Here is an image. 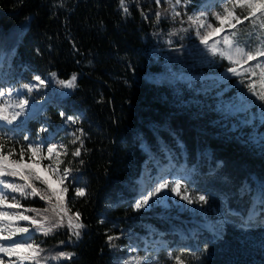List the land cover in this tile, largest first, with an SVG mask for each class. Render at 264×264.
<instances>
[{
  "label": "trees",
  "instance_id": "trees-1",
  "mask_svg": "<svg viewBox=\"0 0 264 264\" xmlns=\"http://www.w3.org/2000/svg\"><path fill=\"white\" fill-rule=\"evenodd\" d=\"M126 6L127 13L120 0H0L5 86L38 83L36 75L47 85L30 94L29 103L43 102L17 139L34 138L45 125L41 138L67 143L61 167L79 169L66 182L65 200L69 214L79 211L86 225L81 237L69 239L64 227L33 239L42 242L43 256L75 253L48 264H122L137 254L174 264L169 252L184 253L186 264H264L261 102L246 78L241 84L242 77L226 71L228 61L201 52L194 34L170 35L188 26L179 23L185 9L177 8L176 21L170 13L157 21L165 0H126ZM74 73L75 88L56 82ZM81 129V156L73 157L80 147L71 143L73 133ZM147 175L151 182L180 177L190 195L208 202L136 210L141 190L151 185ZM77 188L86 195L77 196ZM21 203L46 207L39 197ZM109 235L119 237L117 249L109 247Z\"/></svg>",
  "mask_w": 264,
  "mask_h": 264
},
{
  "label": "snow or ice",
  "instance_id": "snow-or-ice-1",
  "mask_svg": "<svg viewBox=\"0 0 264 264\" xmlns=\"http://www.w3.org/2000/svg\"><path fill=\"white\" fill-rule=\"evenodd\" d=\"M155 2L160 5L161 0ZM165 3L167 7L155 13L157 21L166 18L169 13L173 21L178 20L181 12L177 8L182 7L185 9L183 16L186 21L179 19V23L188 25L173 29L170 35L181 32L194 34L199 40V46H202V53L228 61L231 66L226 71L242 77L241 84L245 83V78L248 80V92L261 102V108L264 109V0H200L195 6L193 0H165ZM120 5L127 13L126 0H120ZM189 7H192L191 13L187 11ZM210 62L214 63V60ZM3 68V57L0 56V264H48L49 259L71 260L75 256L74 252L57 251L51 257L43 256L45 249L41 247L42 242L33 239V235L38 232L49 236L66 227L71 232L69 239L75 237L78 240L81 237L86 225L81 222L79 211L69 214L70 209L65 200V193L68 191L65 181L79 169L60 167L64 164L62 157L68 155L67 146L41 138L40 133L48 131L44 127L39 129L34 138L24 134L21 139H17V133L21 130L27 132L25 125L33 112L29 103L30 94L34 89L47 85L44 79L36 75L32 79L38 83L21 84L19 89L14 86L6 87L10 83L9 73H5ZM50 75L55 77L56 73ZM253 77H258L259 91L256 88L257 80H253ZM76 81L77 75L74 73L70 79L57 82L61 87L71 89L77 86ZM25 89L27 91L23 92ZM22 96L25 98H20ZM13 97L16 99L13 100ZM60 115L64 116V113L61 112ZM67 120L74 122L75 118L69 116ZM79 131L81 135L73 133L75 138L71 141L72 144L77 141L80 143V147L71 153L73 157H80L83 148V130ZM169 159L171 163V158ZM44 161L47 163H43ZM158 180L160 182L153 191L145 195L141 190V198L134 204L136 210L149 206L153 197L157 198L156 202H160L165 197L158 194L168 189L189 204L203 205L208 202V197L203 194L189 195L181 178L171 183L163 176L158 177ZM54 183L62 187H53ZM76 195L85 196V189L77 188ZM35 197L44 201L46 207H25L21 203V200L27 201ZM118 239V236L109 235V247L117 249L114 241ZM59 243L64 244V241ZM128 251L135 253L137 249L129 246ZM184 255L180 253L173 256L169 252L174 264H186ZM154 262L159 264L158 258L151 254H137L130 255L122 264Z\"/></svg>",
  "mask_w": 264,
  "mask_h": 264
},
{
  "label": "rangeland",
  "instance_id": "rangeland-1",
  "mask_svg": "<svg viewBox=\"0 0 264 264\" xmlns=\"http://www.w3.org/2000/svg\"><path fill=\"white\" fill-rule=\"evenodd\" d=\"M215 10H217V9H213V11H215ZM250 63H254V62H250ZM44 80L46 81V78H44ZM58 81V80H57ZM56 81V82H57ZM257 83H259V82H257ZM46 98H48V96H46ZM42 102L43 101H40L39 103H30V106L33 108V109H36V108H39L41 105H42ZM261 118H264V116L263 115H261ZM251 119L253 120V117L251 116ZM44 128H46L45 127V125H44ZM49 142H51V143H54V144H57V145H60V144H64V145H66L67 146V143H66V141L64 140V139H62V138H59V139H51ZM59 150V149H58ZM45 154H46V149H45ZM63 159H64V156L62 157ZM43 163H47V161H44ZM61 167V166H60ZM62 168V167H61ZM164 179H166L168 182H173L175 179H177V178H180V177H176V176H169V175H166L165 177H163ZM54 179V178H53ZM150 178L148 177V175L145 177V181H147V180H149ZM66 182H67V180L65 181V184H66ZM150 182H151V179H150ZM160 181L157 179H155L154 181H152L151 182V185L149 186V188L146 190V192L144 193L145 195L148 193V192H150V191H153L154 190V188L156 187V186H158V183H159ZM182 182H183V180H182ZM149 183V182H148ZM53 187H57V188H59V187H62L61 185H58V184H56V183H54L53 184ZM181 191L183 192V190L181 189ZM189 194V193H188ZM190 195V194H189ZM158 196H162V197H165L164 199H162L160 202H156V200H157V198L156 197H153L150 201H149V206H146L145 208H148V207H150V206H154V205H166V206H168V205H170V204H177V205H185V206H188L189 208H192V209H194L197 205H198V207H200V208H203V206L204 205H200L199 206V204H197V203H193V204H189L187 201H185V200H182L179 196H177V195H175V193H172L171 191H170V189H168V190H165L164 192H162V193H159L158 194ZM191 196H193V195H191ZM141 198V196L138 198V200Z\"/></svg>",
  "mask_w": 264,
  "mask_h": 264
}]
</instances>
